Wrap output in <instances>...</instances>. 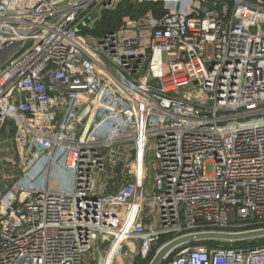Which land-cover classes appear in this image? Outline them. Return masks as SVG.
<instances>
[{
  "label": "built area",
  "instance_id": "obj_1",
  "mask_svg": "<svg viewBox=\"0 0 264 264\" xmlns=\"http://www.w3.org/2000/svg\"><path fill=\"white\" fill-rule=\"evenodd\" d=\"M128 4L149 8L92 36ZM8 125L22 172L0 264L147 260L163 236L264 227V0H0V140ZM166 264H264V245Z\"/></svg>",
  "mask_w": 264,
  "mask_h": 264
},
{
  "label": "rangeland",
  "instance_id": "obj_2",
  "mask_svg": "<svg viewBox=\"0 0 264 264\" xmlns=\"http://www.w3.org/2000/svg\"><path fill=\"white\" fill-rule=\"evenodd\" d=\"M137 9L138 8H136V10ZM136 10L135 11L133 10L134 11L133 13L135 16H139V12ZM101 18L102 16L100 17V19ZM121 23L122 22L120 21V24L118 25L117 28L121 26ZM89 25H93L92 22ZM103 33L104 32L102 31L94 32L92 36ZM87 34L90 35V32H88ZM16 155L17 154L15 152V147L13 142V129L11 126L8 125L6 129L2 132L1 140H0V197L16 182V180L18 179L19 175L22 172L19 165L13 163V161L17 160ZM150 159H151V169H153L156 166V161L154 159L153 154H151ZM152 252H154V250ZM155 252L153 254L151 253L150 257L147 260H143L135 256L122 260L120 264H148L151 258L153 257V255L155 254ZM99 256L100 254L97 252L90 254L89 256L86 257L85 264H97V260Z\"/></svg>",
  "mask_w": 264,
  "mask_h": 264
},
{
  "label": "water",
  "instance_id": "obj_3",
  "mask_svg": "<svg viewBox=\"0 0 264 264\" xmlns=\"http://www.w3.org/2000/svg\"><path fill=\"white\" fill-rule=\"evenodd\" d=\"M92 17L87 20L90 22ZM264 239V227L252 228L243 231H202L181 235L162 244L155 252L148 264H164L174 252L188 245L204 242H247Z\"/></svg>",
  "mask_w": 264,
  "mask_h": 264
},
{
  "label": "trees",
  "instance_id": "obj_4",
  "mask_svg": "<svg viewBox=\"0 0 264 264\" xmlns=\"http://www.w3.org/2000/svg\"><path fill=\"white\" fill-rule=\"evenodd\" d=\"M136 6L133 4H128L126 6H120L116 10L113 11H106L103 13L102 18L97 22V31H102L105 32L107 30H114L118 27L120 24V21L124 15H134V11L136 10ZM149 8V5H142L141 8H138L136 11L139 12V15H142L145 13ZM134 10V11H133ZM260 227V225H255V226H248L246 229H251V228H257ZM171 236H163L161 239L158 241V246L154 248V252L157 250L158 247H160L162 244H164L167 240H169ZM198 244H207V245H215V246H224V247H239V246H259V245H264V239H258L255 241H247V242H238V243H229V242H204V243H196L193 245H198ZM179 250L173 253L176 254ZM152 252V254L154 253ZM172 255V256H173ZM164 262V264H166Z\"/></svg>",
  "mask_w": 264,
  "mask_h": 264
},
{
  "label": "crops",
  "instance_id": "obj_5",
  "mask_svg": "<svg viewBox=\"0 0 264 264\" xmlns=\"http://www.w3.org/2000/svg\"><path fill=\"white\" fill-rule=\"evenodd\" d=\"M152 185H153V183H152V181H150V183H149V188H150ZM147 209H148V210H151L152 213L155 215V213H156V207H155V204H154L153 202H150V201L147 202ZM153 220H154L153 217H150V216L146 217V221H149V222H150V221H153ZM102 256H103V254L101 253L100 256H99V258H101ZM129 257H135V253L130 252V253H128L127 255L124 254V253L120 254V256H118L117 264H120V262H121L122 260H125L126 258H129ZM99 258H98V259H99Z\"/></svg>",
  "mask_w": 264,
  "mask_h": 264
}]
</instances>
